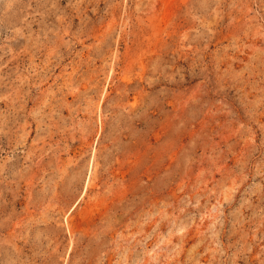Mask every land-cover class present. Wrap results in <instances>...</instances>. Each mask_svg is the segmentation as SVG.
Listing matches in <instances>:
<instances>
[{
  "label": "rangeland",
  "instance_id": "1",
  "mask_svg": "<svg viewBox=\"0 0 264 264\" xmlns=\"http://www.w3.org/2000/svg\"><path fill=\"white\" fill-rule=\"evenodd\" d=\"M0 264H264V0H0Z\"/></svg>",
  "mask_w": 264,
  "mask_h": 264
}]
</instances>
